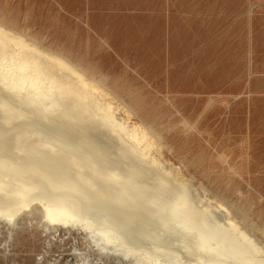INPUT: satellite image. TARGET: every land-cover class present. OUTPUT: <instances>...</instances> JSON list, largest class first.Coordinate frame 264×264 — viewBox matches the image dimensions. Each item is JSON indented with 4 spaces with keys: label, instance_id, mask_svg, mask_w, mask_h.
Listing matches in <instances>:
<instances>
[{
    "label": "bare ground",
    "instance_id": "6f19581e",
    "mask_svg": "<svg viewBox=\"0 0 264 264\" xmlns=\"http://www.w3.org/2000/svg\"><path fill=\"white\" fill-rule=\"evenodd\" d=\"M37 24L0 1V218L8 249L26 232L32 240L40 229L66 230L84 234V247L74 243L81 264H264V221L199 180L168 135L176 124L182 134L204 135L201 119L217 97L195 120L164 123L123 78ZM163 98L181 111L177 101L194 97ZM217 158L230 176L246 178L229 153Z\"/></svg>",
    "mask_w": 264,
    "mask_h": 264
},
{
    "label": "rangeland",
    "instance_id": "374dc122",
    "mask_svg": "<svg viewBox=\"0 0 264 264\" xmlns=\"http://www.w3.org/2000/svg\"><path fill=\"white\" fill-rule=\"evenodd\" d=\"M0 1L16 14L36 21L38 28L49 30L66 46L85 53L113 79L119 78L121 83L123 78L122 85L137 89L135 94L145 100V108L164 123L170 119L176 123L183 117L195 120L204 111L208 97H217L200 120L204 135L199 131L182 134L178 124L172 126L168 135L178 152H186L191 161L189 168L199 180L237 198L264 221V0ZM167 90L171 97L194 98L179 99L181 111L173 108L172 112V106L163 98L167 97ZM209 134L215 137L216 146L208 142ZM222 149L237 162L245 179L222 170L217 158ZM172 159L180 163L177 155ZM199 161L205 162L201 165ZM205 170H209L207 175L202 173ZM6 224L0 218V264H81L74 243L76 238L82 247L87 244L82 232L59 230L46 235L40 229L33 241L26 232L21 237L22 245L18 242L8 249ZM42 253L45 257L38 259Z\"/></svg>",
    "mask_w": 264,
    "mask_h": 264
}]
</instances>
